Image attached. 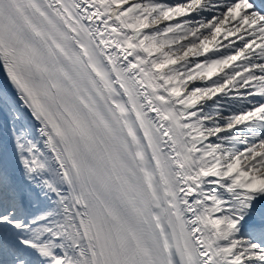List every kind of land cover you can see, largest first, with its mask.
I'll return each mask as SVG.
<instances>
[{
  "label": "snow or ice",
  "instance_id": "1",
  "mask_svg": "<svg viewBox=\"0 0 264 264\" xmlns=\"http://www.w3.org/2000/svg\"><path fill=\"white\" fill-rule=\"evenodd\" d=\"M0 264H264V0H0Z\"/></svg>",
  "mask_w": 264,
  "mask_h": 264
}]
</instances>
